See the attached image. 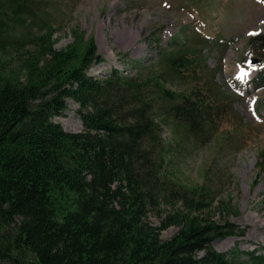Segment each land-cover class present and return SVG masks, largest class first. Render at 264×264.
Returning <instances> with one entry per match:
<instances>
[{
    "label": "trees",
    "instance_id": "trees-1",
    "mask_svg": "<svg viewBox=\"0 0 264 264\" xmlns=\"http://www.w3.org/2000/svg\"><path fill=\"white\" fill-rule=\"evenodd\" d=\"M26 1L0 4L20 11ZM8 42L20 46L0 37V49ZM249 43L264 49V32ZM44 47L49 58L28 60L23 80L0 72V264H264L260 249H215L214 240L244 230L203 216L196 188L168 176L161 123L170 121L175 136L202 138L212 126L208 104L170 89L165 71L88 75L98 56L93 38L82 48ZM185 51L168 56L169 69L187 62ZM252 83L264 86V68ZM67 99L78 105V132L53 121ZM258 159L264 172V151ZM169 226L178 229L162 239Z\"/></svg>",
    "mask_w": 264,
    "mask_h": 264
},
{
    "label": "rangeland",
    "instance_id": "rangeland-1",
    "mask_svg": "<svg viewBox=\"0 0 264 264\" xmlns=\"http://www.w3.org/2000/svg\"><path fill=\"white\" fill-rule=\"evenodd\" d=\"M0 19L5 23L0 37L20 43L0 49V72L6 75L23 80L28 60L44 64L47 40L64 50L82 48L93 38L102 60L94 61L88 75L103 78L116 68L145 78L165 71L170 89L208 104L212 126L202 138L175 136L170 121L161 123V137L170 145L168 176L196 188L195 195L207 204L203 216L244 230L214 240L215 249L238 244L264 253V172L258 167L264 151V86L252 83L264 68V49L249 43L252 34L264 32V0H28L20 11L10 2L0 4ZM180 50H186L187 62L172 71L167 58ZM241 69L247 73L242 80L237 78ZM77 109L67 99L53 121L78 132ZM147 217L159 225L152 211ZM177 229L169 226L160 237L168 239Z\"/></svg>",
    "mask_w": 264,
    "mask_h": 264
},
{
    "label": "snow or ice",
    "instance_id": "snow-or-ice-1",
    "mask_svg": "<svg viewBox=\"0 0 264 264\" xmlns=\"http://www.w3.org/2000/svg\"><path fill=\"white\" fill-rule=\"evenodd\" d=\"M246 75L247 73L243 69H241L237 78L242 80Z\"/></svg>",
    "mask_w": 264,
    "mask_h": 264
},
{
    "label": "water",
    "instance_id": "water-1",
    "mask_svg": "<svg viewBox=\"0 0 264 264\" xmlns=\"http://www.w3.org/2000/svg\"><path fill=\"white\" fill-rule=\"evenodd\" d=\"M97 60L99 59V56H97V58H96Z\"/></svg>",
    "mask_w": 264,
    "mask_h": 264
}]
</instances>
